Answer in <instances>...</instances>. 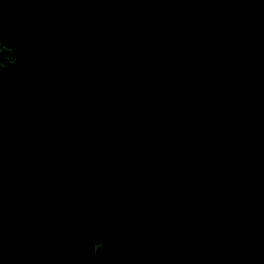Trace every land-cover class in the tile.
I'll use <instances>...</instances> for the list:
<instances>
[{"label":"water","instance_id":"1","mask_svg":"<svg viewBox=\"0 0 264 264\" xmlns=\"http://www.w3.org/2000/svg\"><path fill=\"white\" fill-rule=\"evenodd\" d=\"M161 235L264 264V0H0V264Z\"/></svg>","mask_w":264,"mask_h":264},{"label":"trees","instance_id":"2","mask_svg":"<svg viewBox=\"0 0 264 264\" xmlns=\"http://www.w3.org/2000/svg\"><path fill=\"white\" fill-rule=\"evenodd\" d=\"M121 255H109V250H100L96 264H250L238 252L227 246H216L202 238L186 237L178 246L171 235L136 240ZM114 246H111L113 249Z\"/></svg>","mask_w":264,"mask_h":264}]
</instances>
